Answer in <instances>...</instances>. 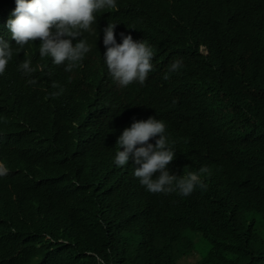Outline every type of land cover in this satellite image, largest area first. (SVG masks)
Segmentation results:
<instances>
[{"label": "trees", "instance_id": "1", "mask_svg": "<svg viewBox=\"0 0 264 264\" xmlns=\"http://www.w3.org/2000/svg\"><path fill=\"white\" fill-rule=\"evenodd\" d=\"M136 1L151 12L144 21L154 38L158 29L166 65L143 85L112 88L110 104L94 101L78 74L28 125L8 129L0 264H264V0ZM42 71L51 84L62 76ZM127 105L166 125L170 174L209 169L206 190L153 194L134 169L113 164L102 132Z\"/></svg>", "mask_w": 264, "mask_h": 264}, {"label": "clouds", "instance_id": "2", "mask_svg": "<svg viewBox=\"0 0 264 264\" xmlns=\"http://www.w3.org/2000/svg\"><path fill=\"white\" fill-rule=\"evenodd\" d=\"M127 6L142 14L131 16L124 9ZM108 12L112 22L102 25L100 15ZM150 14L136 0H0V176L9 170L4 158L12 144L8 129L28 125L33 109L71 87L76 75L84 76L94 101L110 104L112 88L143 85L153 68L166 65L169 53L159 41L158 29L150 27L157 29L154 38L144 21ZM132 35L142 40L134 41ZM181 66L176 60L169 72ZM45 68H58L61 78L51 84L35 74ZM100 79L115 83L98 88ZM157 118L152 111L129 105L117 114L102 132L113 164L134 169L140 184L153 194L188 196L197 187L206 190L207 167L183 176L170 174L167 166L175 152L165 136L166 125ZM156 137L154 145L149 143ZM29 160L21 157L16 170H24Z\"/></svg>", "mask_w": 264, "mask_h": 264}, {"label": "rangeland", "instance_id": "3", "mask_svg": "<svg viewBox=\"0 0 264 264\" xmlns=\"http://www.w3.org/2000/svg\"><path fill=\"white\" fill-rule=\"evenodd\" d=\"M200 241V240H199ZM196 257H193L192 259H195Z\"/></svg>", "mask_w": 264, "mask_h": 264}]
</instances>
